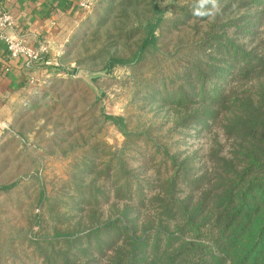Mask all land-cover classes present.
I'll list each match as a JSON object with an SVG mask.
<instances>
[{
	"label": "rangeland",
	"instance_id": "obj_1",
	"mask_svg": "<svg viewBox=\"0 0 264 264\" xmlns=\"http://www.w3.org/2000/svg\"><path fill=\"white\" fill-rule=\"evenodd\" d=\"M194 3L96 0L61 19L45 69L2 114L0 264H45V239L53 264H115L131 234L151 235L139 250L153 264L182 244L161 229L212 247L223 181L264 157L246 116L264 131V0H217L204 18ZM150 28L157 50L135 62Z\"/></svg>",
	"mask_w": 264,
	"mask_h": 264
},
{
	"label": "trees",
	"instance_id": "obj_2",
	"mask_svg": "<svg viewBox=\"0 0 264 264\" xmlns=\"http://www.w3.org/2000/svg\"><path fill=\"white\" fill-rule=\"evenodd\" d=\"M157 47V37L154 29L150 28L134 61H140L144 58L146 52H153L157 50ZM134 61L132 59L114 60L115 63L120 64H131ZM246 116L252 117V120L248 121L253 128L250 133L254 135V138L264 140V131H261L260 127L254 123V118L259 117L257 112L254 109H249ZM106 118L121 127L122 118L113 116ZM124 134L127 133L124 131ZM253 157L254 161L249 167L256 164L259 167L257 170L253 168L246 169L243 179L238 180L240 182L237 181L238 177L230 176L232 174L230 172L228 178L226 177V180L223 181L224 185L222 186L225 188L224 200L215 206L214 211H217V213L214 220H206V225L211 226L209 230L211 236L208 240L211 241L212 247L206 246L197 240L184 242L179 238L175 239L174 237L178 236L177 233L171 234L169 231L161 229L158 231L159 235L165 234L170 240H177L182 244L180 250L173 253L162 251L161 255L156 256L153 264H224L228 260L234 262V264H264V157L259 154H255ZM251 169L253 171L249 172ZM254 170L256 171L254 172ZM253 173L260 174L263 179L250 180ZM242 182L244 185H242ZM12 187V185L0 187V192H8ZM186 210H188V206L184 208L185 212L183 214L189 215ZM190 219L192 222H196L192 218ZM222 226L224 228L221 230ZM215 230H218V233L212 236ZM228 230H231L229 236L227 234ZM133 235H129L131 241L129 246H132V250L121 255L122 257L115 264H150L148 255L143 249L149 245L151 235L141 238ZM54 239H63L67 243L75 242L72 235L57 233ZM51 244L52 240L48 242V239L35 243L37 252L45 264H53L60 256V252ZM140 245L144 246L143 253L139 250ZM205 258L206 260H204ZM61 260L63 264H72L66 257H61Z\"/></svg>",
	"mask_w": 264,
	"mask_h": 264
},
{
	"label": "crops",
	"instance_id": "obj_3",
	"mask_svg": "<svg viewBox=\"0 0 264 264\" xmlns=\"http://www.w3.org/2000/svg\"><path fill=\"white\" fill-rule=\"evenodd\" d=\"M79 2L80 0H0V15L10 13L14 16L16 30L10 36H21L28 45L38 47L39 43L47 44L53 40V36L60 31V26H63L61 19ZM7 58V45L0 39V121L8 108L14 109L20 92L35 84L34 76L45 69L40 62L27 66L26 60L21 58L10 62V70L7 72L4 71Z\"/></svg>",
	"mask_w": 264,
	"mask_h": 264
},
{
	"label": "built area",
	"instance_id": "obj_4",
	"mask_svg": "<svg viewBox=\"0 0 264 264\" xmlns=\"http://www.w3.org/2000/svg\"><path fill=\"white\" fill-rule=\"evenodd\" d=\"M96 0H80L79 7L82 10H89L93 7ZM16 30V21L14 16L10 13H3L0 15V39L7 45L8 58L4 71L9 72V63L14 60L24 58L26 65L31 66L39 63L43 56L49 53V46L45 43H39V46L28 45L26 39L18 36H10ZM2 130H9L7 124L0 121V133Z\"/></svg>",
	"mask_w": 264,
	"mask_h": 264
},
{
	"label": "clouds",
	"instance_id": "obj_5",
	"mask_svg": "<svg viewBox=\"0 0 264 264\" xmlns=\"http://www.w3.org/2000/svg\"><path fill=\"white\" fill-rule=\"evenodd\" d=\"M218 10L217 0H195L193 15L199 18L212 17Z\"/></svg>",
	"mask_w": 264,
	"mask_h": 264
}]
</instances>
